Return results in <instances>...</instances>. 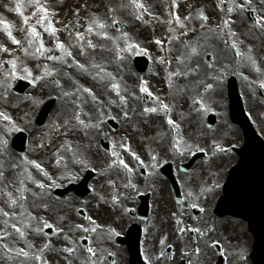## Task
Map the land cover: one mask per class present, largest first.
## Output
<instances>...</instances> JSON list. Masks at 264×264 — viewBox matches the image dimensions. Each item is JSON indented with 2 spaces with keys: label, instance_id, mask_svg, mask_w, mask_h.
Returning a JSON list of instances; mask_svg holds the SVG:
<instances>
[{
  "label": "snow or ice",
  "instance_id": "snow-or-ice-1",
  "mask_svg": "<svg viewBox=\"0 0 264 264\" xmlns=\"http://www.w3.org/2000/svg\"><path fill=\"white\" fill-rule=\"evenodd\" d=\"M130 5L136 10V15L135 19L137 20H143L144 16L143 13L147 11L145 8V5L139 0H129ZM259 3L261 5H264V0H259ZM252 0H231L230 5L226 9V14L229 16V19H224L222 22V27L218 25V27H221V32L219 34V38L224 42V43H229L225 37H236L237 33L235 31H231V24L235 23L234 20L230 19L232 14L235 12L237 14L239 13H245V12H255L256 10L251 6ZM224 5V0H219V3L217 5L218 9L221 12H224L225 9L223 7ZM28 6L33 8L34 11L32 12L31 16L25 15L24 11L22 10L24 5L22 4L21 0H15V8H9V11H15L20 17L23 19V23L26 26V30L28 33V39H27V44L29 47H34V53L32 54V58H43L47 61H52L55 63H59L62 66H66L68 68H73L76 67L81 70V72L88 73V67L84 64L81 63L80 60L76 58V55L74 54L73 49H76L81 57H85L87 55V52L89 49L95 50L96 45L93 43V36L100 38V39H105V40H111L112 37L108 35L107 29L109 27H116V25L120 24V21L118 20H113L111 25L106 24L105 22L101 21L99 18L93 17L92 19H89L86 22V26L84 27V31H75L74 37H73V31L79 27V20L76 21L75 25L69 23L64 25V29L67 30L68 32V37H69V43L66 45L64 41H61L59 39L58 33L61 31V29L57 28L55 26V23L53 20L50 18L56 13L50 12L48 7L45 6L41 2V0H28ZM172 7L178 8L179 5L175 3V0H172ZM77 16H79V13H76ZM169 15L171 17L170 20L166 21L168 25V32L173 33L176 28L178 27L182 34H183V29L186 28V21L190 20L192 17L191 15L185 16L181 18V16L178 13L174 12H169ZM199 19L201 21V28H206L208 27L207 22H208V16H206L203 11L201 10L199 12ZM30 20H34L35 23L30 24ZM253 27L259 29L261 32H264V15H256L253 20ZM0 29H2L7 37L11 40V43L13 45L20 46L21 41L16 39L15 36L13 35L12 32V25L8 24L4 19L0 18ZM23 30V29H22ZM119 31V29H117ZM48 34L54 41H55V47L54 48H48L45 46L43 35ZM123 39H124V46L123 47H118L116 49V55L117 58L120 61H125L127 59H130L132 57H138V56H147L149 59L152 57L149 54V51L146 47H143L137 42H131V39L129 37V34L127 32H124L122 34ZM75 40V43H72V40ZM173 37H169L167 42L171 43ZM175 39H178V37H175ZM154 43L160 47L161 51H163V45L165 43L164 40L161 39H156L154 40ZM242 43V42H241ZM230 46L235 50V56L237 58V63H239V58L242 56H245L244 53L241 52L238 44L236 41L233 39L231 41ZM187 47V45H186ZM252 49L249 47L248 53H251ZM53 52H58L59 55H53L51 53ZM0 53H9V49L7 47H4L3 45H0ZM25 55H29L28 49H24ZM10 54V53H9ZM191 54L195 55L197 54V48L196 47H191ZM18 57L9 59L7 61H4L3 63H0V68H3V64L6 63L10 65L9 69V74L6 77L7 81H17V80H28L33 86H36L39 84L40 81L45 80L46 77H52V83H55L57 87H62L60 84V81L58 79H55L56 73L52 70L49 69L47 64H44L41 66L39 63L36 65L37 70H41V74H34L33 69L29 68L26 64L21 63L18 65ZM247 61H249L252 66L254 67V70L257 73L261 72V69L259 66H257L256 60L254 57L250 54L246 56ZM177 61L179 63H183V61L177 57ZM157 62L164 64L165 66H169L171 64V60L167 59L166 57H159ZM93 68L98 69V72L95 76H92L93 79H97L98 76H100V73H104L106 76L110 77L112 81L115 80V77L113 76L112 73L106 72L105 68L101 65H97L93 63L91 65ZM208 67L212 68L213 63L209 62ZM199 66H196V69H190L188 72L184 73L185 76L187 75H194L196 72H198ZM227 66H225V71H221L218 75H211L209 76V79L215 81L218 84H222L225 76L227 75L226 72ZM90 74V73H88ZM233 75L237 74L235 71L232 73ZM181 72L176 71V72H170L169 76H180ZM241 75H243L241 73ZM103 78V77H101ZM243 79L247 80V76H243ZM75 83V81H73ZM199 85L203 86V91L198 94L189 97L190 99V107L197 112L198 114L207 112L208 108L205 106L204 102V94L209 92L210 90H213L214 84L213 83H205L204 81H199ZM147 82L142 81L141 86L139 88L140 93L146 94L148 97H153L154 100L162 105V110L164 111L165 115L168 117L167 119V124L172 128L174 132L177 133V136L179 137L180 134V125L171 119L170 116V110L167 105H164L163 102L159 100V97H154V94L149 90V88L146 86ZM8 86H11L9 83ZM171 87V85H169ZM260 87L264 88V81L260 82ZM81 90L78 88L76 89V92L70 93V92H64L63 95L64 97H69V96H76L77 99H79V96L77 95ZM82 91L84 93H87L88 95L92 96L93 100L97 102L101 106L100 110V117H98V122L97 123H90V124H85V121L81 119L80 112L77 111L73 117L79 125L84 126L85 128H96L98 130L101 129V125L105 123V121L102 119L103 115L105 113L103 112V105L104 101L99 100L95 93L92 91L90 88H83ZM109 91L114 92L115 95L119 98L118 101L116 100H111L109 103L111 104H117L119 103L120 106L126 107L127 106V99L124 95L121 94L120 92V86L119 84L115 82H110V88ZM7 97H5L6 99ZM143 98V97H142ZM75 103V101H73ZM77 109L80 108V105H76ZM144 113H157L158 108L157 107H146L144 108ZM125 118H128L127 112L124 113ZM112 119H115V117H111ZM0 124L3 125L2 128H0V147H3L4 152L0 153V155L6 154L7 152V147H8V139L7 137L11 136L15 132H21L24 129H22L16 121L13 119L11 115H9L7 112L0 111ZM69 121L65 120L64 121V127L66 131L63 133L64 135H68V131H71L70 128H68ZM56 132H60L61 128L59 125L55 127ZM87 134V133H85ZM181 141L182 137L178 138L175 140V143L172 145L173 148L180 152L181 150ZM215 145V142H214ZM40 148L44 147L43 143H40L37 145ZM68 150L71 151V144H67ZM119 149V150H118ZM195 150L199 151H204V149L200 148L199 145H195ZM223 151V149H219ZM183 151L188 152L189 154H192L194 151V146L192 144H187L185 143L183 146ZM183 152H181V155ZM107 155L110 157V163L108 164L109 168H121L125 172L127 182L123 185L124 188L126 189H131L132 192L129 193V196L124 197V199H129L131 196L139 192V189L137 188L136 184L133 183L131 177L136 171L137 165L141 168L144 167H150L152 169L157 168L159 165L160 157L156 154L149 153V162L146 164L145 160L142 159V157L137 154L135 151L131 149L130 144L124 143L123 141H115L113 140L111 142V150L107 153ZM125 156L129 157L130 159H125ZM62 159V158H61ZM24 162L26 164H31L44 178V181H39V180H33L31 173L29 172L28 179L36 184V187L39 189H48L52 187H60L61 184L58 183L57 181H64L68 180L69 182L78 179V173H72L71 171L65 172L64 174H61L58 177H53L52 175H49V173L44 170V168L41 166L40 163H38L35 160H28V157L25 156L23 158ZM132 161H135V164L132 163ZM61 163L60 160L57 161V166H59ZM74 163L81 165L82 167L86 168L88 167L87 164L82 159H77L74 161ZM13 168L19 167V165L13 164ZM67 167V165H65ZM4 174L2 171H0V180H3ZM20 185L17 189V192L19 193L18 196H14L13 193L5 191L4 189H0V196H6L7 197V205L11 209V211H5L4 209L0 208V217H3V224H4V230L0 232V240L6 239L8 236L12 235V232L8 231L9 228H11L15 234L19 237L20 240L26 241L27 242V237L29 235V232L31 231L35 235H40L42 232L45 236H49L50 234L45 232V229H53V233L56 235H59L62 233L64 230L63 228H58L56 227L53 223L48 222L47 220H43L42 218L38 220V226L33 228V225L31 221L37 220V217L33 216L30 212L27 213V218H28V223H23V220L20 219L18 221V214L15 211L17 207L20 208V213L19 217L23 218L25 215V203L27 201V196L25 193L28 191L27 187L24 186V180H20ZM112 187H115V182L114 181H109ZM209 191L211 189H208ZM35 195V193H33ZM189 196L192 195L191 192L188 193ZM101 199H103L101 197ZM113 203H119L120 198L119 196H113L112 197ZM197 205L193 204L192 207H196ZM133 209H128V211H132ZM201 212L204 211L203 208L200 209ZM92 225H96V227H87L83 224H76L75 229L78 231H82L83 233L87 234L89 232H96L97 228L99 225L96 224V221L88 216L85 217ZM9 221H13L12 223H9ZM62 222V221H61ZM18 223H23V227L18 226ZM177 223H181V221H177ZM185 229H180V231H184ZM189 231H194V232H200V229L198 228H193V229H188ZM111 234L113 235H119L120 233L116 232L115 229H110ZM203 235V233H201ZM64 239L68 240L69 243H73L72 241L69 240L68 236L65 234ZM166 239V238H165ZM81 240H89V245L86 246V251L90 255L87 258V261L85 264H97L96 259L94 257L97 256L96 251L94 248L91 246L90 238L87 235H84L81 237ZM160 244H164V240L162 239L160 241ZM34 245L30 242L27 243V248H32ZM171 247V246H169ZM0 248L4 249L6 253H10L13 250L9 248L7 243L0 244ZM51 249V241L49 240L48 242L44 243L42 248L39 250L38 253H30L28 250L25 248L21 247L15 250V256L17 258H23L21 261V264H23V261L31 260L34 262V264H48L46 260H44L43 253L45 251H48ZM62 252L67 253L68 257L73 256L75 253V248L73 247H64ZM197 252L199 249L196 250ZM109 255H112L109 253ZM164 253H161V256H163ZM67 259V264H72V261L70 259ZM159 259V257H158ZM145 264H152L151 259L149 258L148 255L144 256Z\"/></svg>",
  "mask_w": 264,
  "mask_h": 264
},
{
  "label": "rangeland",
  "instance_id": "rangeland-1",
  "mask_svg": "<svg viewBox=\"0 0 264 264\" xmlns=\"http://www.w3.org/2000/svg\"><path fill=\"white\" fill-rule=\"evenodd\" d=\"M21 1L23 2V5H24L23 8H24L25 13H27V15L31 16L34 9L28 6V0H21ZM109 1H110V5L115 8V12H113V13L108 12V9H106L107 6H103V7L99 8V6L101 4H104V2L100 1V0H41V2L43 4H45V6L48 7L50 12H53V10L58 11L59 25L63 28H64V25L67 24L65 20L71 16L69 10L72 6L81 7L84 9V12H86V13L93 11L94 12L93 17L99 18L101 21L105 22L108 25H110L114 19L120 21L121 26L119 28V31L115 32L112 27H109L107 29L108 35L112 37L111 40L93 38V39H96L95 40V45H96L95 50L89 49L87 52V55L85 57H83V60H86L88 64H89V61H95V60L102 63L107 70H109L111 72L113 71V73H112L113 76L115 77L116 80H118L119 77H117L115 73L117 72V70H118V72H120V70L123 68L122 65H117L115 63H114V65H110L111 58H114V60L116 59L115 47L117 49L118 47H121L122 45H124V39L122 36V34L124 32H127L129 34V37L132 41V38H131L132 35L134 36L139 31H145L146 28L143 26V24L140 22V20L135 19L136 12H134L132 7L130 6V3L122 4L121 1H117V0H109ZM0 2H2V0H0ZM2 4H3V2H2ZM160 7H161V5L158 4V9ZM0 18L4 19L8 24L12 25L13 35L15 36L16 39L21 41L20 46L13 45L11 43V40L7 37L6 33L2 29L0 30V45L7 47L9 49V53H10V54L9 53H0V63L7 61L8 56L10 59L18 57L19 58L18 59V65H20L21 63L26 64L29 68L33 69L34 74H37V75L41 74L42 69L37 70L36 65L39 63L41 66H43L44 64H47L46 61L44 60V63H42L40 58H35V59L32 58L33 53H29V55L26 56L25 53L23 52L25 49L24 45H27L26 48L28 50H33V51H34L35 46L29 47L27 44L28 35L25 34L26 26L24 25L22 18L14 11H11V12L7 11V9L5 7L2 8V11H0ZM92 18H89V19H92ZM89 19H87V20H89ZM32 22H34V20H31L29 23L31 24ZM44 37H48V34H46L45 36L43 35V39H44ZM246 50H248V48H246ZM262 51L264 52V48L262 49ZM98 52H102V56ZM118 62H119V60H118ZM48 67L50 70L56 71V73H58V74L60 73L59 67H56V66H52V67L48 66ZM115 68H117V69L115 70ZM9 69H10V65H8L6 63L3 64V68H0V111L7 112L9 115H11L13 117V119L16 122H18V121L21 122L20 127L22 129H24V131H27V130L29 131L30 128L27 126H28L29 122L32 121L33 114L35 116L37 111L33 112V114L29 117V120H27L24 118L23 115H21L19 113L21 111L19 108L23 107V105L25 106L29 102V100H32L31 98H29L32 95L29 93L32 91V89H30L27 94L19 97L18 99H15L14 96H12V94H11V90H12L11 88H13L12 87L13 81H7L6 80V77L9 74ZM88 73H90V68H88ZM88 73H84V72H81V70H79V71H76L72 74L69 73V75H70L72 81H79V80H83L85 77H87ZM119 74L120 73H118V75ZM5 83H7V84L10 83L11 87L7 89V86H5ZM117 84H119V83H117ZM77 85L79 87H84V86H82V83L77 84ZM47 86H49V85H47ZM87 86H89V85H87ZM101 89H102V87L100 88V90ZM42 90L48 91V90H46V88L42 89ZM5 97H7V98L5 99ZM31 106L34 108V110L37 109L34 107V104H31ZM71 106H72V104H71ZM0 125L2 126V124H0ZM31 138L33 140H36V136L34 134H31ZM49 146H51V148H54L55 144H52ZM43 149H45V148L43 147ZM43 151L44 150H38L36 145H32L26 151V153L23 156L19 157V159L16 157L14 158L16 160L15 164L20 166L21 164L25 163L24 160L21 159L22 157H25V156L28 157V160H35V161L40 160L41 158H44ZM3 152H4L3 147H0V153H3ZM0 161H1V159H0ZM3 164L6 167L3 169V173H4L3 179L7 180L8 177H11V180L24 178L25 172L13 173L8 168L7 161H4ZM1 167H3V166H1ZM30 169H31V171L33 170L31 164H30ZM4 189L9 191V190H12L13 187L10 185H6L4 187ZM33 198L40 199V197H33ZM0 201H1V203H3L4 199L1 198ZM38 206L39 205L37 203H31V204H29V206H27V208L25 210L28 209L34 213H37L39 211ZM15 211H17V209H15ZM19 213L20 212H17L18 219H21L19 217ZM28 222L29 221H26L25 223H28ZM31 223H32L33 228H34L36 226V224L32 221H31ZM157 223L161 224L160 221H157ZM162 223L164 224L165 222L162 221ZM60 224H61V226L64 225V223H60ZM153 229L156 231H160V226L155 225L153 227ZM168 232H169V230H167L166 234ZM162 234H164V233L162 232ZM5 241H7V240H5ZM10 246L11 247L15 246L13 241H10Z\"/></svg>",
  "mask_w": 264,
  "mask_h": 264
},
{
  "label": "flooded vegetation",
  "instance_id": "flooded-vegetation-1",
  "mask_svg": "<svg viewBox=\"0 0 264 264\" xmlns=\"http://www.w3.org/2000/svg\"><path fill=\"white\" fill-rule=\"evenodd\" d=\"M57 161V160H56ZM49 161L48 166H50ZM179 247L177 249L173 248L167 254L161 256L160 253H152L149 249H145V253L149 256L152 264H215L216 256L207 254H198L197 243L194 241L190 248L186 251L181 250V240L178 238ZM210 241H207V247L209 248ZM164 253V252H163ZM159 257V259H158ZM241 255L238 254H224V260L222 264H240Z\"/></svg>",
  "mask_w": 264,
  "mask_h": 264
},
{
  "label": "bare ground",
  "instance_id": "bare-ground-1",
  "mask_svg": "<svg viewBox=\"0 0 264 264\" xmlns=\"http://www.w3.org/2000/svg\"><path fill=\"white\" fill-rule=\"evenodd\" d=\"M148 1H150V0H148ZM93 71H98V70H93ZM67 81L69 83L70 82V79H67ZM131 101H132L133 104H136L135 99H131ZM19 109L21 110L19 113L21 115H23V116H28L33 111V107L31 106V103L30 102H28L25 106H23V107H21ZM17 124H19V123H17ZM142 135L143 136H148L149 135V131H143L142 132ZM9 138H10V136L7 137V139H9ZM7 148H9V147H7ZM12 165H13V163H9V166H12ZM164 204H165V202L164 201H161L160 204L158 205V210L160 208L161 209H164V206H163ZM48 211L51 214H56V215L61 216L63 218H66L68 216V212L67 211L66 212H60V213H58L57 210H56V208H53V207H50ZM70 230H71V228H70ZM64 247H70V246L69 245H64L62 243H59L58 246L56 247L57 254L60 255V256H63L65 258L64 259V263H67L66 257L68 259H70L72 261V263H73L74 262V259L72 257L75 256V255H78V254H74L73 256L68 257V254L67 253H64V252L61 251Z\"/></svg>",
  "mask_w": 264,
  "mask_h": 264
}]
</instances>
